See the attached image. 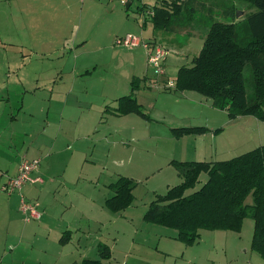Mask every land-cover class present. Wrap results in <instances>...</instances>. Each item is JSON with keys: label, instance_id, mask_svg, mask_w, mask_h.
<instances>
[{"label": "rangeland", "instance_id": "obj_1", "mask_svg": "<svg viewBox=\"0 0 264 264\" xmlns=\"http://www.w3.org/2000/svg\"><path fill=\"white\" fill-rule=\"evenodd\" d=\"M160 2L134 0L129 9L118 0H104L103 6L95 4L93 16L85 17L80 30V37L88 38L84 48L75 46L68 29L65 39L54 37L53 32L36 31L30 40L34 33L28 32L24 17L13 12L9 21L4 15L6 2L0 3V41L6 40L0 42V186L12 174V163L21 162L22 144L28 141L26 133L31 126H47L46 112L31 117L36 106L46 108L51 122L60 119L63 102L59 101L65 95H53L55 102L51 101V88L54 94L72 89L71 107L79 94L80 101L93 103L82 105L74 114L67 113V117L71 116L63 129L57 125L49 129L51 139L63 130L59 139H67L64 135L69 133V137L79 140L63 141L68 151L55 161L54 181L32 188L34 195L43 188L41 199H26L42 205L41 220H26L21 209V194L26 197L24 189L9 196L0 188V264H82L84 259L102 264H213L216 258L250 255L245 250L251 249L254 234L251 218L243 221L240 232L201 230L198 242L190 246L177 239L176 229L145 219L152 202L183 182L172 162H211L205 157L204 141L211 151L217 150L220 157L214 160L218 161L231 160L264 145V120L254 116L232 119L228 112L215 109L210 98L197 93L203 104L208 103L219 113L222 121L216 130L221 131L215 133L217 136L207 134L200 139L174 136L175 128L205 126L206 108L192 91L170 92L160 84L147 85L143 79L146 75L158 77L148 67L144 50L114 44L116 38L128 33L152 40L153 26L143 27V16L149 8L159 7ZM185 3L193 8V18L182 16L175 20L172 32L161 31L156 36L162 43L174 46L175 53L167 61L166 79L175 83L179 69L192 66L200 54L213 21L236 23L255 11L246 3L232 0ZM85 25L90 29L86 31ZM76 70L83 71L77 82L72 76ZM248 74L246 69L245 76ZM63 75V85L57 86ZM133 78L142 79L138 101L146 116L104 113V100L110 109L115 107L117 98L130 94ZM20 82L27 87L40 86L41 91L28 95ZM29 106L33 107L31 111ZM76 148L79 151L69 163V155ZM85 163L92 167H84ZM65 168L68 182H61ZM122 176L133 180L134 199L124 211L111 214L104 206L105 200L115 194L109 185ZM207 180L208 175L202 174L187 194L200 190ZM87 189L90 193L85 192ZM80 193L91 199L92 212L87 208L89 202L77 198ZM66 212H70L71 222L62 220ZM69 225L79 230L70 248L65 249L58 239ZM99 245H107L111 256H102Z\"/></svg>", "mask_w": 264, "mask_h": 264}, {"label": "trees", "instance_id": "obj_2", "mask_svg": "<svg viewBox=\"0 0 264 264\" xmlns=\"http://www.w3.org/2000/svg\"><path fill=\"white\" fill-rule=\"evenodd\" d=\"M232 1L246 3L255 11L236 23L213 21L192 66L179 69L174 91H192L210 98L214 108L228 112L232 119L254 116L264 120V0ZM185 2L156 7L149 21L154 31L172 32L175 20L182 16L191 20L194 10ZM139 82L134 79L132 93L118 100L116 114L146 116L133 95ZM173 132L184 137L206 134L209 129L181 127ZM172 164L183 182L152 202L145 219L176 229L177 239L190 246L198 242L201 230L240 232L243 221L251 218V249L264 259V145L231 160ZM204 173L207 182L188 195ZM134 187L132 179L120 177L112 185L115 194L107 200V208L113 213L127 209L134 199ZM99 253L105 258L111 256L107 245H101ZM82 264L102 263L88 259Z\"/></svg>", "mask_w": 264, "mask_h": 264}, {"label": "crops", "instance_id": "obj_3", "mask_svg": "<svg viewBox=\"0 0 264 264\" xmlns=\"http://www.w3.org/2000/svg\"><path fill=\"white\" fill-rule=\"evenodd\" d=\"M2 1L6 2V7L8 9L6 10V8H5L4 15L6 13V18L9 21L12 20L11 17H13V12L24 17L25 24L28 23V32L34 33V34H31V36L29 37L30 40H33L35 33H37L36 31L53 32L54 37L56 36L59 39H65L66 38V30L68 29L71 32L68 37H72V38L74 37L73 43L75 44V46L77 48H80V47L84 48L85 47L84 43L88 42L87 41L88 38H84V37L81 38L80 37V30H81L82 24L85 23V21L87 20V19H85V17L93 16V12L95 10V4L96 5L101 4L103 6V3H104V0H0V3ZM111 1H113V0H111ZM133 3H134V1L131 2V6L133 5ZM131 6H130V8H131ZM143 20H144V18H143ZM149 24H152V23L149 21H145V20L143 21V27L146 26V28H147ZM152 26H153V24H152ZM89 29H90V27L85 25V30L87 31ZM152 32H153V39L152 40L150 38L145 39L143 36H142V38L146 41H153V42L164 44L165 46H168L171 49L174 48V46L166 45L164 42L162 43V40L159 41L158 38H156V36L159 37V35H161L160 33H162V32H156V31H154V29L152 30ZM128 34H132V33H128ZM5 41L6 40L0 41V42L4 43ZM46 41L48 43H51V44L53 43L52 41H49V39H46ZM167 61H168V59H167ZM147 64H148V62H147ZM148 67L152 68L149 65H148ZM166 68H167V62H166ZM76 71L73 72L74 74L72 76L75 79V81L77 82L78 77L81 75V73H83V71H81V70H76ZM64 78H65V76L63 75L60 79L59 85H57V86L63 85V83H61V81H64ZM134 79H138V78H133V80ZM143 79H146V81H147L146 84L147 85L151 84V86H154L153 85L154 83H152V82H154L155 80H156V83H155L156 86H157V84L163 85L160 82L162 81V83H163L164 81L167 80L166 77H163L161 79L160 78L155 79V77H153V76L148 77L147 75ZM133 80H132V82H133ZM139 80H140V82L138 83V87L135 90V92H133V95L136 98L137 103L142 107V105L138 101V93L140 92V89L142 88L143 83L141 82L142 79H139ZM20 83L24 87L25 91L28 92V95H34L37 92L41 91L40 86L34 85V86H28L27 87V86H25V84L23 82H20ZM51 90L53 92V94H51V101H54L52 99L53 95H57L58 97H62L63 95H65V99L59 101V102H63L60 104L61 106L63 105V109H62V112L60 115V119L58 118L59 120H57L56 122H54V121L51 122L49 120V113L46 110V108L43 106H40V105L36 106V109L34 111H32V113H31V117H36L37 115L46 112L48 115L47 126L46 127H43V126L41 127L39 125L38 126L37 125L31 126L30 132L28 131V133H26V137H28V141L23 142V144H22V146H23L22 150H21V152L23 153L22 160L24 158L40 159L41 160L40 169L33 174V177H40L43 180L42 183L28 184L24 187L26 199L30 198V199L38 200V199L42 198L43 188H42L40 194H38V195H34L32 188H34L37 185L43 186L46 184V182L52 183L54 181V179H55L54 177H56L53 175V169H54L55 161L58 157L60 158L61 156L66 154L68 151L65 148H63V141L64 142L72 141L74 143H77L79 140V139H76L75 136L69 137V133H66L64 135L65 137H68L67 139H59L60 134L63 133V130L54 139L53 138L51 139V137L49 135V129H50L51 125H57L58 128L63 129L65 122L69 123L68 118L71 116L70 115L67 117V113L71 112L72 114H74L75 111L80 109L82 105L89 106V104L90 105L93 104L92 102L87 103V102L80 101L81 96L79 94V95H77L79 100L77 99L74 107H71L70 106L71 105L70 96H71L72 91H73L72 89L64 90V91H58L60 93H57V94H54V88H51ZM110 90L111 89L109 88L108 93H110ZM166 91L171 92L174 90H166ZM185 92H187V91H185ZM185 92H180V93H185ZM106 93H107V91L104 92V94H106ZM131 93H132V85H131L130 94ZM195 93L196 92H193L194 95H195ZM195 96L198 99L197 101H200V97H198L197 95H195ZM120 98H122V97H120ZM120 98H117L115 100L114 104H116V105H115V107H113L111 109L108 106L110 104L107 103V99H105L103 102V105L105 107L104 113H109V114H111L110 116H112V115L113 116H121L119 114H116V112H115V110L118 108V100ZM200 102H201V105H203L206 108V112H207L206 124H205V126H193V127H206L209 129V132H207L206 134H202V135H189L188 137L193 136V137L200 139V138L205 137V135H207V134H212L213 136H217L215 134L216 127H217L216 125H219L221 123V121H222L221 117L219 116L218 112L210 109V105H208V103L203 104L202 100ZM212 105H213V103H212ZM32 109H33L32 106L28 107L29 111H31ZM200 112H202V111H200ZM129 115H136L139 117L138 114H134V113L124 115V116H129ZM124 116H122V117H124ZM74 133L75 132H73V134ZM70 138H73V139H70ZM75 139H76V141H75ZM203 147L205 148L204 151H206V153H207L205 157L207 159H211V162H217L218 160H214V159H216V157H220L217 154V150L211 151V146L209 145V143H207V141H204ZM78 151H79L78 148H76L75 150H73L70 153L69 158H68L69 163L74 161V157ZM22 160H21V162H22ZM21 162L12 163V165L10 167L12 174L9 176L7 175L6 181L9 178L15 177L18 174ZM193 162H195V161H193ZM86 166L92 167V165L85 163L84 167H86ZM66 167H67V165H66ZM66 171H67L66 168L62 171L61 182H68V180L66 178ZM122 177H124V176H122ZM79 180H80V178L76 179L77 182H79ZM112 185L113 184L109 185V189L114 192V190L112 189ZM85 192L90 193V190L87 189ZM77 195H78V197H77L78 199L82 198L86 202L90 203V205H88L87 208H90L91 209L90 212H92L93 211L92 210L93 209V203H92L91 199H89L88 197H86L84 194H81V193H80V195L79 194H77ZM77 195H75V196H77ZM113 196L108 197L105 200V204H104L106 209L111 214L113 212L107 208L106 202L108 199H111ZM68 197L69 196L67 195V198ZM70 203H72V202H70ZM40 207H42L41 204H40L39 208ZM101 213L102 212L99 213L100 216H101ZM113 214H116V213H113ZM42 217H43V214L41 216V219H42ZM65 217H66V219H64ZM70 217H71L70 212H66L62 216V220L65 222H71L72 218H70ZM77 230H79V229H77ZM77 230H72V226L69 225L68 229L65 232L62 231L63 234L61 233V236L58 239L59 245L65 249H69L70 245L73 243V240L75 238V232ZM99 248H100V245H99ZM99 248H98V250H99ZM245 252L250 254V255L248 257H244V256H240V255H229V256H225V257H221V258H216L215 259L216 263H213V264H264V259H262L259 254L252 251V249L245 250ZM84 260H86V259H84ZM83 261H82V263H83Z\"/></svg>", "mask_w": 264, "mask_h": 264}, {"label": "built area", "instance_id": "obj_4", "mask_svg": "<svg viewBox=\"0 0 264 264\" xmlns=\"http://www.w3.org/2000/svg\"><path fill=\"white\" fill-rule=\"evenodd\" d=\"M122 5H127V3L134 0H118ZM143 1V0H139ZM174 1L183 3L186 0H161L159 6L172 4ZM155 16V10L149 8L145 11L143 16L145 21H151ZM118 47H122L128 50H135L137 48H142L145 52L148 65L155 70L158 78L166 77L167 59L175 53L173 49L164 44L146 41L142 37L127 34L123 37H118L114 43ZM154 86L156 84L154 83ZM163 87L169 90H174L176 88L175 81L166 80L163 82ZM41 160L40 159H27L24 158L21 162L18 174L15 177L9 178L4 184L0 186L1 191L12 196L15 193H21L24 187L28 184L42 183L43 180L40 177H33V174L40 169ZM40 204L38 202L29 203L25 196L21 194V209L26 216V220H40L42 213L39 211Z\"/></svg>", "mask_w": 264, "mask_h": 264}, {"label": "water", "instance_id": "obj_5", "mask_svg": "<svg viewBox=\"0 0 264 264\" xmlns=\"http://www.w3.org/2000/svg\"><path fill=\"white\" fill-rule=\"evenodd\" d=\"M131 6V2L127 3L126 8L129 9Z\"/></svg>", "mask_w": 264, "mask_h": 264}]
</instances>
